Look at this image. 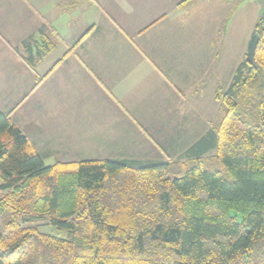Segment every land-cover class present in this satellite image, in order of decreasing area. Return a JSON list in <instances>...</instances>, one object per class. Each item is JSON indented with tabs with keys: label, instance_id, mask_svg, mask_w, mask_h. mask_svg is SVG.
I'll return each mask as SVG.
<instances>
[{
	"label": "crops",
	"instance_id": "0c3cea01",
	"mask_svg": "<svg viewBox=\"0 0 264 264\" xmlns=\"http://www.w3.org/2000/svg\"><path fill=\"white\" fill-rule=\"evenodd\" d=\"M244 3L0 0V112L54 163L185 162L221 117L239 64L223 69L222 37Z\"/></svg>",
	"mask_w": 264,
	"mask_h": 264
},
{
	"label": "trees",
	"instance_id": "16d2710c",
	"mask_svg": "<svg viewBox=\"0 0 264 264\" xmlns=\"http://www.w3.org/2000/svg\"><path fill=\"white\" fill-rule=\"evenodd\" d=\"M252 33L189 162L46 165L0 112V264H264V0ZM212 150L230 178L203 166Z\"/></svg>",
	"mask_w": 264,
	"mask_h": 264
},
{
	"label": "rangeland",
	"instance_id": "374dc122",
	"mask_svg": "<svg viewBox=\"0 0 264 264\" xmlns=\"http://www.w3.org/2000/svg\"><path fill=\"white\" fill-rule=\"evenodd\" d=\"M243 6L238 8L237 17L230 20V27L228 35L223 38L222 46V62L223 69L230 70L238 62L242 61L246 54V41L250 37V32L258 18L259 10L263 4V0H244ZM242 2V1H240ZM239 2V3H240ZM239 6V5H238ZM225 76V75H224ZM86 149H82L85 152ZM69 151V149H68ZM96 153L98 151H95ZM94 156V153L86 154L87 156ZM53 158H45L44 163L46 165L53 164L56 160L60 159V156L54 154ZM202 163L205 168L210 170L223 171L227 178H230L225 169L223 168L220 160L217 158L216 151H210L202 157ZM173 162V161H171ZM179 163V161H177ZM183 162H180V164ZM4 219L0 217V229L3 228ZM32 224L38 225V230L44 233H50L53 235H63L64 232H58L53 226L47 225L46 220H36Z\"/></svg>",
	"mask_w": 264,
	"mask_h": 264
},
{
	"label": "water",
	"instance_id": "95a60500",
	"mask_svg": "<svg viewBox=\"0 0 264 264\" xmlns=\"http://www.w3.org/2000/svg\"><path fill=\"white\" fill-rule=\"evenodd\" d=\"M258 42H259V36L253 33L250 36V39L247 43L246 54H245L246 60L251 61L254 58Z\"/></svg>",
	"mask_w": 264,
	"mask_h": 264
}]
</instances>
